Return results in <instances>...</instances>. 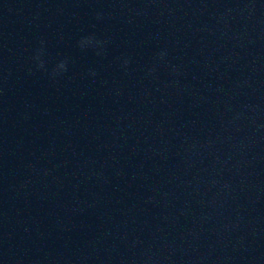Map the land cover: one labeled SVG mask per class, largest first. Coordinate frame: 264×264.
<instances>
[{"label": "clouds", "instance_id": "obj_1", "mask_svg": "<svg viewBox=\"0 0 264 264\" xmlns=\"http://www.w3.org/2000/svg\"><path fill=\"white\" fill-rule=\"evenodd\" d=\"M60 67H62V68H63V67H64V64L62 63V64L60 65Z\"/></svg>", "mask_w": 264, "mask_h": 264}]
</instances>
